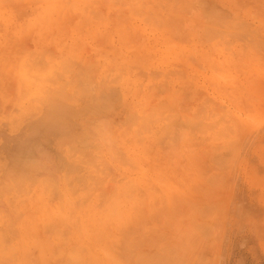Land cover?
<instances>
[{
	"label": "rangeland",
	"instance_id": "374dc122",
	"mask_svg": "<svg viewBox=\"0 0 264 264\" xmlns=\"http://www.w3.org/2000/svg\"><path fill=\"white\" fill-rule=\"evenodd\" d=\"M79 78L87 180L38 135L19 159L54 191L0 199L23 263L264 264V0H0V175L38 90Z\"/></svg>",
	"mask_w": 264,
	"mask_h": 264
},
{
	"label": "bare ground",
	"instance_id": "6f19581e",
	"mask_svg": "<svg viewBox=\"0 0 264 264\" xmlns=\"http://www.w3.org/2000/svg\"><path fill=\"white\" fill-rule=\"evenodd\" d=\"M77 78L78 77H76V79ZM80 78L78 79L79 82H76L78 84V86L75 87L77 91H73V94H71V89L69 88L70 83L66 82H64L66 84H62L63 88H58L59 90L57 92L50 89L42 91L38 90V93L42 95L41 100L38 99L40 104H38L39 107L36 106L34 111H29L24 114L26 118L23 127H28V131L26 134L18 137L15 142L13 141L14 139L12 140L14 142L12 143L16 153L9 151V153L13 154L12 157H10V162L5 168L2 167L3 169H1L3 174L1 173L2 176L0 175V199L9 194L16 196L21 193L26 186L35 183L44 185L46 189H49L52 192L54 191V182L50 176L40 179H35L33 176L30 177L33 173V165L28 163L22 164L19 159L21 154L19 152H22L25 145H28V143L38 135H49L51 133L59 139V144L63 147L61 149L62 154H60V156H62L60 159L63 161L62 170L70 178L72 190L74 187L87 180V178L86 180L85 178H81V175L78 176L77 167L80 163H83V160H85L86 163L82 166L89 164L91 161L90 152L93 151H90L92 147L91 137L95 135L93 134L92 136L91 129H89L90 127H83V129L85 128L83 131L70 135L66 134V130L70 126L71 117L80 116L83 111L95 114L101 108L93 105L94 103L88 98L90 97L87 86L88 81L86 82V78L82 79L84 82L82 80L80 81ZM74 93L80 95L82 98H86V101L83 100L84 104L79 108L77 107V111L72 112L67 108V101L74 95ZM33 112H35V114L32 115ZM34 116H37L38 118L40 117V119L37 122L35 121L36 123H29ZM89 119L91 118L89 117ZM88 157H90V159ZM88 174L89 176L91 175L89 171ZM88 174L84 175L88 176ZM36 180H40V182ZM12 199L13 198L9 196V200ZM13 203H16L15 199L13 200ZM12 231H15L14 228H10L8 221L4 219V222H1L0 227V264H16L18 261L25 264L23 261L26 259L27 254L24 256L22 249H20L22 251L20 252L11 247L15 235V232L12 233ZM72 260L77 261L75 264H85L78 261L76 257H73ZM41 264L49 263L44 259ZM66 264H72L71 260H67Z\"/></svg>",
	"mask_w": 264,
	"mask_h": 264
}]
</instances>
